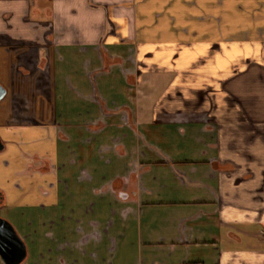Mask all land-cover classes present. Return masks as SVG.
<instances>
[{
    "label": "crops",
    "instance_id": "0c3cea01",
    "mask_svg": "<svg viewBox=\"0 0 264 264\" xmlns=\"http://www.w3.org/2000/svg\"><path fill=\"white\" fill-rule=\"evenodd\" d=\"M0 85L22 264H264V0H0Z\"/></svg>",
    "mask_w": 264,
    "mask_h": 264
},
{
    "label": "water",
    "instance_id": "95a60500",
    "mask_svg": "<svg viewBox=\"0 0 264 264\" xmlns=\"http://www.w3.org/2000/svg\"><path fill=\"white\" fill-rule=\"evenodd\" d=\"M6 96V90L0 85V101ZM3 146L0 141V151ZM0 259L3 264H22L26 259V248L13 227L0 218Z\"/></svg>",
    "mask_w": 264,
    "mask_h": 264
},
{
    "label": "flooded vegetation",
    "instance_id": "af4514ba",
    "mask_svg": "<svg viewBox=\"0 0 264 264\" xmlns=\"http://www.w3.org/2000/svg\"><path fill=\"white\" fill-rule=\"evenodd\" d=\"M4 98H5V97H4ZM1 101H2V100H1ZM1 101H0V102H1ZM0 141H1V140H0ZM1 144H2V146H3V143H2V142H1ZM2 150H3V148H2ZM2 150H1V151H2ZM1 151H0V152H1ZM1 201H2V199H1V195H0V203H1ZM1 219H2V218H1ZM3 220H4V219H3ZM5 221H6V220H5ZM17 236H18V235H17ZM18 237H19V236H18ZM22 242H23V241H22ZM24 245H25V244H24ZM26 256H27V254H26Z\"/></svg>",
    "mask_w": 264,
    "mask_h": 264
}]
</instances>
